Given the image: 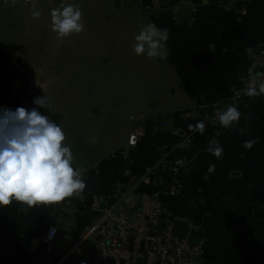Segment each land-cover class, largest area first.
Here are the masks:
<instances>
[{
	"label": "crops",
	"instance_id": "obj_1",
	"mask_svg": "<svg viewBox=\"0 0 264 264\" xmlns=\"http://www.w3.org/2000/svg\"><path fill=\"white\" fill-rule=\"evenodd\" d=\"M103 1L65 0L97 11L110 5ZM113 1L121 7V1ZM138 1L144 25L167 28L169 39L166 55H141L158 66L157 96L153 102L126 100L116 110L126 119L122 126L105 129L92 102L93 87L78 82L81 74L93 77L100 68V62L89 67L84 59L99 57L101 47L107 46L109 54V49L117 51L115 40L53 34L49 10L61 0H36L39 19L31 16L25 0H0V106L21 90L20 82L30 84L31 100L47 96L45 111L64 125L76 165L97 166L96 172L85 173L90 192H103L112 203L140 182V191L157 195L170 216L189 223L190 232L205 243L204 262L264 264V96L231 100L252 55L264 49V0H167L157 6ZM179 11L191 12V18L179 17ZM37 28L42 36H36ZM133 29L136 35L141 28ZM127 40L135 43L134 37ZM249 47L252 53L246 52ZM233 103L240 121L223 128L214 111ZM139 115L146 118L145 136L129 148L131 117ZM200 120L203 134L189 128ZM213 139L223 147L219 158L207 151ZM246 140L255 141L251 149L244 147ZM181 159L184 164L178 165ZM56 205L0 207V264H81L77 257L62 258L93 216L80 207L55 213ZM50 225L58 230L51 259L42 242Z\"/></svg>",
	"mask_w": 264,
	"mask_h": 264
},
{
	"label": "clouds",
	"instance_id": "obj_2",
	"mask_svg": "<svg viewBox=\"0 0 264 264\" xmlns=\"http://www.w3.org/2000/svg\"><path fill=\"white\" fill-rule=\"evenodd\" d=\"M25 2L31 4V16L39 19L41 11L36 7V0ZM49 16L51 30L60 38L84 30L83 12L78 4L61 0L59 6L49 10ZM168 39L167 28L149 22L134 36L132 50L138 56H164ZM252 51L251 47L246 49L247 53ZM249 76L243 94L264 96V76L253 74L251 69ZM49 107L44 95L33 97L30 108L0 106V207L13 202H23L28 208L54 204L86 188L83 178L86 170L76 165L71 146L66 143L64 125L47 114L45 109ZM240 118L241 112L235 103L214 111V119L223 128L232 127ZM189 128L203 134L205 122L197 121ZM244 131L240 129L241 134ZM254 143L246 140L244 147L251 149ZM207 151L219 158L223 147L213 139ZM176 163L183 165L184 161L181 159Z\"/></svg>",
	"mask_w": 264,
	"mask_h": 264
},
{
	"label": "built area",
	"instance_id": "obj_3",
	"mask_svg": "<svg viewBox=\"0 0 264 264\" xmlns=\"http://www.w3.org/2000/svg\"><path fill=\"white\" fill-rule=\"evenodd\" d=\"M149 1L152 6L159 4L158 0ZM249 69L253 74L264 76V49L252 55ZM250 78L249 70L238 78L232 102L244 96L243 89ZM6 106L13 109L17 106L30 108L32 100L30 95H22L20 91L14 90ZM131 120L135 125L126 142L129 148H135L145 136L146 118L139 115L131 117ZM160 126L165 128L166 123L161 121ZM85 170V173L96 172L97 166ZM139 185L140 182H136L120 193L112 203H108L107 195L103 192H90L87 188L57 202L55 213L65 207H80L93 216L83 234L72 242L62 261L77 257L81 264H201L205 243L201 240L194 244L188 238L175 236L172 232L173 224L181 219L170 216L163 201L155 194L140 191ZM89 194H92L90 205L87 199ZM138 197L140 203L137 206ZM57 234V228L50 225L42 237L45 253L50 259L56 246Z\"/></svg>",
	"mask_w": 264,
	"mask_h": 264
},
{
	"label": "rangeland",
	"instance_id": "obj_4",
	"mask_svg": "<svg viewBox=\"0 0 264 264\" xmlns=\"http://www.w3.org/2000/svg\"><path fill=\"white\" fill-rule=\"evenodd\" d=\"M118 1H121V7L110 0V5H104V8L100 7L98 11L82 8V21L85 27L82 32L77 33L93 40L99 38L115 40L117 51L109 49V54L107 46L101 47L98 53L99 57L94 53L92 59H90L91 57L87 60L84 59L85 63H89V67L100 62V68L98 71L94 69L93 77H88L86 73L78 76L81 86L93 87L91 89L94 94L92 102L102 116L105 129H109L113 125L119 127L125 123L126 119H120V113L116 110L121 108L126 100L143 97V99L150 98L152 101L151 98L157 96L158 75L156 70L158 66L151 65L143 59V56L136 55L130 49L134 42L126 41V37H134V27L137 31L144 25V10L142 8L139 10L141 6H139L138 0ZM52 33L56 34L53 31ZM37 35L42 36L39 28L36 31ZM105 62L108 63V66L102 67ZM89 67H85V70ZM132 109L133 107L128 108V110Z\"/></svg>",
	"mask_w": 264,
	"mask_h": 264
},
{
	"label": "water",
	"instance_id": "obj_5",
	"mask_svg": "<svg viewBox=\"0 0 264 264\" xmlns=\"http://www.w3.org/2000/svg\"><path fill=\"white\" fill-rule=\"evenodd\" d=\"M159 3H165L167 0H158ZM185 15H190L191 18V12H186V11H179L178 16H185ZM183 20H186V18H182ZM21 92L22 95H28L30 93V84H27L26 86H22L21 82L17 86ZM88 199V204H91L92 201V194H89L87 196ZM140 203V197L137 198V206ZM172 232L175 236L180 237V238H188L190 242L194 244H198L201 241V238L193 233L190 232V226L189 223L186 221L182 220H176L173 224ZM201 264H209L207 262L202 261Z\"/></svg>",
	"mask_w": 264,
	"mask_h": 264
}]
</instances>
